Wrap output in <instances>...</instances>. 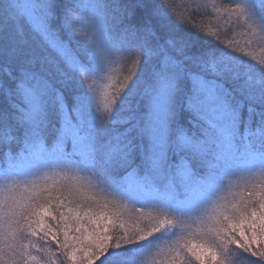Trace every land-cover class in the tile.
I'll return each instance as SVG.
<instances>
[{
  "label": "snow or ice",
  "instance_id": "1",
  "mask_svg": "<svg viewBox=\"0 0 264 264\" xmlns=\"http://www.w3.org/2000/svg\"><path fill=\"white\" fill-rule=\"evenodd\" d=\"M241 262L264 264V0H0V264Z\"/></svg>",
  "mask_w": 264,
  "mask_h": 264
},
{
  "label": "trees",
  "instance_id": "2",
  "mask_svg": "<svg viewBox=\"0 0 264 264\" xmlns=\"http://www.w3.org/2000/svg\"><path fill=\"white\" fill-rule=\"evenodd\" d=\"M180 0H177V3H179ZM209 3H212L213 0H208ZM217 4H221V0H215ZM223 6H227V4H224ZM198 23L205 31L215 30L217 24L224 25L225 18L221 15V17L218 19L217 17L213 16L211 19L208 17H204L203 19L199 20ZM226 37L221 36V39H225ZM243 264V262H241Z\"/></svg>",
  "mask_w": 264,
  "mask_h": 264
}]
</instances>
